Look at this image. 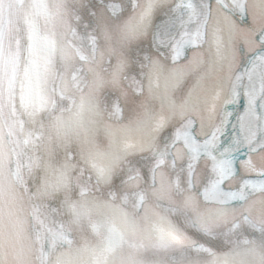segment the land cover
<instances>
[{
	"label": "snow or ice",
	"instance_id": "6c2138e0",
	"mask_svg": "<svg viewBox=\"0 0 264 264\" xmlns=\"http://www.w3.org/2000/svg\"><path fill=\"white\" fill-rule=\"evenodd\" d=\"M0 264H264V0H0Z\"/></svg>",
	"mask_w": 264,
	"mask_h": 264
}]
</instances>
